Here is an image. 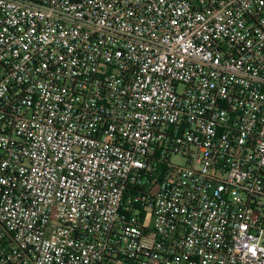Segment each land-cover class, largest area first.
Segmentation results:
<instances>
[{"label": "built area", "instance_id": "obj_1", "mask_svg": "<svg viewBox=\"0 0 264 264\" xmlns=\"http://www.w3.org/2000/svg\"><path fill=\"white\" fill-rule=\"evenodd\" d=\"M0 264H264V0H0Z\"/></svg>", "mask_w": 264, "mask_h": 264}, {"label": "rangeland", "instance_id": "obj_2", "mask_svg": "<svg viewBox=\"0 0 264 264\" xmlns=\"http://www.w3.org/2000/svg\"><path fill=\"white\" fill-rule=\"evenodd\" d=\"M173 161H174L175 163H180V162H181V160H180L179 158H175Z\"/></svg>", "mask_w": 264, "mask_h": 264}]
</instances>
